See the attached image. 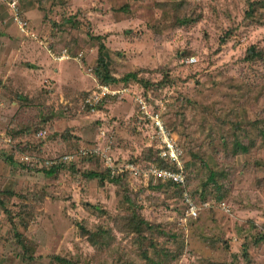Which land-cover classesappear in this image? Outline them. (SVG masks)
<instances>
[{"label": "rangeland", "instance_id": "1", "mask_svg": "<svg viewBox=\"0 0 264 264\" xmlns=\"http://www.w3.org/2000/svg\"><path fill=\"white\" fill-rule=\"evenodd\" d=\"M14 1L0 37L40 57L7 59L25 75L0 101V264H264V0ZM141 98L181 169L156 165Z\"/></svg>", "mask_w": 264, "mask_h": 264}, {"label": "built area", "instance_id": "2", "mask_svg": "<svg viewBox=\"0 0 264 264\" xmlns=\"http://www.w3.org/2000/svg\"><path fill=\"white\" fill-rule=\"evenodd\" d=\"M4 4L6 5V8L13 10L14 14L17 12V1L14 0H2ZM23 27V26H22ZM63 54H65V50L63 51ZM63 55V56H64ZM194 61L193 58L189 59V63H192ZM114 94L111 93V91L106 86H99L96 90H94L87 99L84 100V104L87 106V108L93 112L95 110V107L101 100H103L106 96ZM139 113L141 114L140 120L147 122L149 125V128L153 130V133H151L152 137H154L155 141L158 142V157L165 160L168 164L175 167V169H181L180 168V161L182 157V152L179 148V146L176 144L175 140H173L172 136L169 134V131L164 127L162 124V121L159 116V112L155 111L143 98L137 100ZM45 135V131L40 132L37 134L38 137H42ZM94 154L97 153L95 149L93 150H81V154ZM72 159V156L66 155L62 157V161H70ZM24 161H28V157L25 156L22 158ZM52 161V160H51ZM57 164L55 161L50 162V165ZM106 166L108 167L109 164L105 162ZM110 168V167H109ZM133 165L131 166L130 170L132 171ZM123 169L121 167L117 168V170H112L111 173H123ZM144 176L148 177H154V178H162V179H172L174 183L182 186L184 184L183 176L177 171H167V170H160L156 167L151 166L150 169H148ZM184 202L187 205V217L189 219H194L197 217V210L195 209L194 204L192 201H190V198L188 195L184 194Z\"/></svg>", "mask_w": 264, "mask_h": 264}, {"label": "crops", "instance_id": "3", "mask_svg": "<svg viewBox=\"0 0 264 264\" xmlns=\"http://www.w3.org/2000/svg\"><path fill=\"white\" fill-rule=\"evenodd\" d=\"M13 30H15V29L13 28ZM1 35L2 36L0 37V41L2 43H4V45H6V50L8 51V55L5 52L2 54V51H0V101L5 98L6 93L8 92V89H12L15 87L13 82L21 79L20 77H24V75H25L23 73V70L25 68H23L22 66H20V67L15 66V64H13L11 62L8 63V60L12 59L13 55H15V56H17L18 54L21 55L22 51L26 47H28L31 50V54L33 55V58L35 57V58L39 59V57H40L32 45L26 44V41L23 40L22 36H20V35L17 36L16 34H15L16 36H13L11 34V32H7V34L5 32L4 33L2 32ZM19 57H21V56H19ZM37 63H38V61H37ZM33 65H35V64H32V66ZM35 67L39 68L38 65H35ZM13 70H15L16 72H13ZM11 73H15V74H11ZM10 74L13 76H16V78L9 79ZM19 85L20 84H17L16 88H18Z\"/></svg>", "mask_w": 264, "mask_h": 264}, {"label": "trees", "instance_id": "4", "mask_svg": "<svg viewBox=\"0 0 264 264\" xmlns=\"http://www.w3.org/2000/svg\"><path fill=\"white\" fill-rule=\"evenodd\" d=\"M251 15V14H250ZM97 39H99V37H96ZM102 67H103V64L102 63H99ZM95 72V76H96V79H100V74L97 72V70H95L94 71ZM124 80L125 79H127V76H125L124 78H123ZM120 81H122V80H120ZM119 80H114L113 78H105V80H103L102 81V83H105V84H113V83H117V82H120ZM153 108V107H152ZM155 111H158V110H156L155 109V107L153 108ZM164 123H165V121H164ZM166 125V127H167V124H165ZM40 132H42V130H40L39 132H38V134L40 133ZM46 136V131H45V135L44 136H42V137H45ZM38 137V136H37ZM242 149V151H244L245 149L244 148H241ZM27 157H28V161H25L24 163L27 165V166H34V160H32V158L30 157V156H28L27 155ZM158 157V156H157ZM157 163H156V165L158 166V167H167V166H169L170 164H168L165 160H163V159H161V158H156V159H154ZM22 161H24V160H22ZM49 168H41V170L40 171H42L43 173H44V175H46V176H48V177H50V176H53L57 171H58V166H57V164H55V165H51V166H48ZM97 175L95 174V173H93L92 175H91V178H95ZM140 223H141V221H140ZM257 241H255L256 243H261L262 241H264V233L263 234H260L258 237H257V239H256Z\"/></svg>", "mask_w": 264, "mask_h": 264}]
</instances>
